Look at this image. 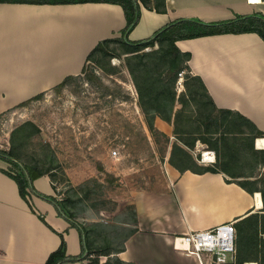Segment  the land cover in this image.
<instances>
[{
	"label": "crops",
	"instance_id": "0c3cea01",
	"mask_svg": "<svg viewBox=\"0 0 264 264\" xmlns=\"http://www.w3.org/2000/svg\"><path fill=\"white\" fill-rule=\"evenodd\" d=\"M166 6L167 12L159 13L142 5L140 20L128 39H146L182 18L212 22L264 14L263 0H166ZM25 9L41 14V32L19 21L18 15ZM58 15L73 29L83 26L86 19L94 22V43L81 52H57L55 28L48 29L46 22L53 25ZM125 23L122 7L106 2L0 3V113L61 83L68 75L80 74L95 43L97 46L103 39L121 37L119 32ZM19 29L23 37L17 39ZM46 35L47 42L41 45ZM8 36L14 39L10 46ZM23 42L30 43L31 51L24 48ZM177 46L191 53L190 72L202 82H198L199 92L204 93L205 88L218 109L237 113L232 117L236 126L223 139L216 133L217 144L197 140L189 146L175 133L173 122L157 117L155 126L170 137L177 136L178 141L165 161L162 188L133 192L137 230L127 238L126 250L120 257L136 264H157L156 258H160L158 264H216L212 254L186 253L175 246V240L190 231L233 221L236 253L229 264H264V199L259 191L262 183H254L264 173V136L254 138V130L240 117L264 132V40L254 32L225 33L179 40ZM21 53L26 57L24 64L18 57ZM195 147L214 150L216 162H200L199 155L193 152ZM5 164L9 163L0 159V264H45L61 243L59 234L64 235L67 252L79 254L78 230L58 215L52 203L36 194L30 198L33 212L16 181L2 171L6 170ZM207 166L218 171H209ZM238 181L254 182L245 187ZM33 184L39 192L55 195L49 176L43 175ZM136 246L142 247L141 252L136 251Z\"/></svg>",
	"mask_w": 264,
	"mask_h": 264
},
{
	"label": "rangeland",
	"instance_id": "374dc122",
	"mask_svg": "<svg viewBox=\"0 0 264 264\" xmlns=\"http://www.w3.org/2000/svg\"><path fill=\"white\" fill-rule=\"evenodd\" d=\"M37 16V11L25 9L18 19L41 32V14ZM36 17L38 20L34 25ZM54 19L56 23L46 22V26L55 28L57 52L63 50L65 55L81 52L94 43L93 37L97 34L92 26L94 22L86 19L83 26L73 29L71 23H63L61 15ZM19 37H23L21 29L16 38ZM47 37L40 40L41 45L47 42ZM8 40L10 46L14 42L13 36H8ZM116 45L111 44L112 48ZM23 46L31 51L30 43L23 42ZM21 47L22 44L19 49ZM95 47L96 43L91 51ZM11 50L13 52L14 48ZM115 50V53L112 51L109 56L100 58V62L88 60L87 56V71L93 70L101 76L100 83L89 82L83 70L78 74L81 77L68 75L61 93L52 91L53 86L44 91L47 93L42 99L18 107L20 103L16 104L14 110L3 116L0 124V149L14 148L19 154L18 160L23 163L51 166V173L46 176L50 177L55 190L52 197L66 206L73 221L87 231L90 240L95 239L100 247L114 248L122 246L125 237L137 226L133 192L162 188L166 179L165 161L170 148L178 141L177 136L170 137L155 126L156 120L150 129L148 115L137 103L138 95L126 65L127 57L118 56L119 48ZM151 50L149 47L145 52ZM22 55L18 57L24 64L26 57ZM31 58L35 60L34 56ZM38 59L41 63L40 57ZM169 75L167 71L164 73L165 77ZM175 89L177 97L185 93L184 78L182 81L178 78ZM176 107H182L178 98ZM195 113V106L190 103L183 114L189 117ZM182 119L183 122L188 120ZM24 123L30 124L27 133L31 136L27 139H24V132L19 131ZM114 149L118 151L117 158L112 156ZM198 151L196 147L193 150L199 155ZM4 166L6 170L12 168L10 163ZM141 250V246H136L137 252ZM96 256L92 254L81 263L90 264ZM105 260L106 256L100 255L101 263ZM158 260L160 258L155 259L157 264ZM124 261L125 264H136Z\"/></svg>",
	"mask_w": 264,
	"mask_h": 264
},
{
	"label": "trees",
	"instance_id": "16d2710c",
	"mask_svg": "<svg viewBox=\"0 0 264 264\" xmlns=\"http://www.w3.org/2000/svg\"><path fill=\"white\" fill-rule=\"evenodd\" d=\"M85 2H106L117 4L122 7L126 19V26L121 30V37L106 38L100 41L89 54L88 60L100 62V58L103 56H109L110 52L113 51L115 53V49H120V54H118V56L124 55L127 57L126 65L134 80L138 95L137 103L142 112L148 115L150 129L153 128V122L157 117L169 123L174 122L175 133L179 135L181 140H185L189 146H194L197 140H202L211 145L214 143L217 144V136L214 138L216 133H220L223 139L226 137V132L232 131L233 128L235 129L236 125L232 122V117L237 113L232 110L218 109L211 96L207 94L205 88L204 93L201 91L199 92L198 82L200 84H202V82L199 77L192 76L190 72L189 61L191 59V53L182 51L177 46V41L216 34L247 32L257 33L264 40V14L241 15L237 16L234 20L212 22H206L199 18H182L165 25L146 39L131 41L128 39V36L140 20L142 5L149 10L165 13L167 12L166 0H0V3L29 4H71ZM115 43L118 44V46L116 45L112 48L111 44ZM149 47L152 48V50L150 52H145V49ZM166 71L170 74L168 77L164 76ZM182 71H185V93L177 97L175 85L179 78V73ZM83 73H85L86 79L89 82L94 83V81H97L100 83L102 81L101 76L94 73L93 70L87 71L86 66L83 68ZM78 76L81 77V75ZM68 77H66L63 82L55 85L51 90L61 93L66 86ZM46 93L47 92H41L33 98L18 104L16 107L27 105L34 100L42 99ZM125 98L128 99L127 96H125ZM177 98L182 107L175 111ZM190 103H193L195 106L196 113L188 117L183 113ZM16 107L0 113V124L3 116ZM182 117L188 120L183 122L184 119L181 120ZM240 117L254 130V138L264 136V132L259 130L253 122L242 115H240ZM29 126V123H24L20 127L19 131H23L26 135L24 139L31 136L30 133H27ZM14 133H16V130L12 132L13 139ZM173 146H175V144ZM0 159L11 164L12 168L9 170L2 169V171L16 181L21 196L27 201L33 212L36 211L33 204L30 202V198L33 194H36L53 203L58 215L66 219L71 227H77L78 229L81 252L76 255L69 254L67 252V242L64 235L59 234L61 243L56 250L50 253L45 264L81 262L92 254H97V256L90 260V264H125V261L121 259L118 254L126 250L125 242L129 235L137 230L136 228L125 237V242L122 246L115 248L110 246L100 247L97 245L98 243L95 239L90 240L87 231H85L80 224L73 221L71 212L66 209V206L62 202H58L54 197L39 192L34 187V180L43 175L50 174L52 169L51 166H39L37 163H23L18 160L19 154L14 148H10L9 150L0 149ZM205 168L213 172L218 171L215 167L211 166ZM258 181L262 183V188L259 191L262 193L264 199V173L259 180L253 182L257 183ZM251 182L252 181H238L239 184L245 187H247V184L252 185L253 182ZM249 190L251 192L254 191L250 188ZM39 217L49 228L56 232V230L47 223L42 214H39ZM100 255L106 256V260L103 263L100 261Z\"/></svg>",
	"mask_w": 264,
	"mask_h": 264
},
{
	"label": "built area",
	"instance_id": "2783aa9c",
	"mask_svg": "<svg viewBox=\"0 0 264 264\" xmlns=\"http://www.w3.org/2000/svg\"><path fill=\"white\" fill-rule=\"evenodd\" d=\"M185 71L179 73L182 81ZM199 160L205 164L216 162V153L210 149H199ZM112 156L118 157V151L112 150ZM236 228L233 221L223 223L205 230L190 231L175 240V246L186 253L200 254L207 252L213 255L216 264H229L236 253Z\"/></svg>",
	"mask_w": 264,
	"mask_h": 264
}]
</instances>
